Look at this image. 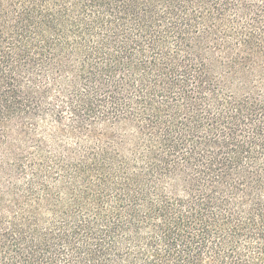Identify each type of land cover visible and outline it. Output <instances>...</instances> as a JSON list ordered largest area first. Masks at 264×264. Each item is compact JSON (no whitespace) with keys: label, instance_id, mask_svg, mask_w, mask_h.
I'll list each match as a JSON object with an SVG mask.
<instances>
[{"label":"trees","instance_id":"obj_1","mask_svg":"<svg viewBox=\"0 0 264 264\" xmlns=\"http://www.w3.org/2000/svg\"><path fill=\"white\" fill-rule=\"evenodd\" d=\"M0 264H264V0H0Z\"/></svg>","mask_w":264,"mask_h":264}]
</instances>
